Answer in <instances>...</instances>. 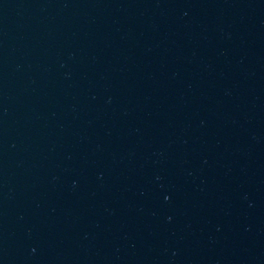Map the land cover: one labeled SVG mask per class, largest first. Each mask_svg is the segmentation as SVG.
<instances>
[{
    "label": "water",
    "instance_id": "obj_1",
    "mask_svg": "<svg viewBox=\"0 0 264 264\" xmlns=\"http://www.w3.org/2000/svg\"><path fill=\"white\" fill-rule=\"evenodd\" d=\"M10 1L11 0H0V18L9 5Z\"/></svg>",
    "mask_w": 264,
    "mask_h": 264
}]
</instances>
